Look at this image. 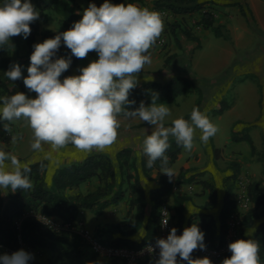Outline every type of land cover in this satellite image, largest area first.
Masks as SVG:
<instances>
[{"label":"clouds","instance_id":"1","mask_svg":"<svg viewBox=\"0 0 264 264\" xmlns=\"http://www.w3.org/2000/svg\"><path fill=\"white\" fill-rule=\"evenodd\" d=\"M39 11L31 0H2L0 3V47H13L11 38L21 36L27 39L31 34L30 25L39 19ZM164 31L161 14L147 7L133 3L113 4L109 0L98 7L89 3L83 10L82 18L64 32L53 38L33 45L27 76H22L21 65L13 63L4 76L10 81L23 79L29 92L36 94L30 98L23 92L0 96V121L10 134L11 143L21 139L12 134L11 123L24 121L32 132L31 148L43 151L49 145L58 151L68 145L85 153L104 151L116 143L121 127L120 117L126 120L139 118L153 126L154 130L143 140V154L146 166L151 169L160 162V173L171 182L174 170L169 167V139L174 138L178 146L191 151L196 130L200 140L207 143L218 128L205 112L193 108L190 120L183 117L172 120L165 126V118L170 109L158 103V95L153 94L151 103L141 101L133 107L130 100L132 90L138 84V75L145 65L151 64L150 49L154 47ZM70 50L71 56L56 57L61 43ZM95 52L98 59L79 69V75L61 79L71 66L74 56L87 58ZM28 164H22L16 155L0 150V190L27 191L33 187ZM167 225V219L162 221ZM205 234L196 224L186 227L181 235L172 228L167 238H159L148 251L159 249L155 264H212L207 256L193 259L196 250H205ZM230 257L221 264H260V245L253 239H238L229 243ZM179 258V259H178ZM31 253L23 249L11 254L0 255V264H29Z\"/></svg>","mask_w":264,"mask_h":264},{"label":"trees","instance_id":"2","mask_svg":"<svg viewBox=\"0 0 264 264\" xmlns=\"http://www.w3.org/2000/svg\"><path fill=\"white\" fill-rule=\"evenodd\" d=\"M98 7L101 3L96 0H89ZM118 4L122 0H112ZM218 0H153V9L168 10L173 21H168L166 29L179 39L195 40L199 46V38L192 32L191 28L185 26L179 18L185 16L194 17L198 15L196 24L203 29H210L215 36L223 37L231 41L229 29L222 23H215V12L210 3ZM220 1V0H219ZM224 1V0H221ZM228 1V0H226ZM239 8L243 15H247L245 6L240 0H229ZM40 9L39 17H44L45 9H52L60 13L65 21L67 29L73 25V20H80L82 16L74 13L70 0H33ZM250 17L255 20L251 8L248 9ZM31 34L25 39L28 47V59L33 52V45L36 44V37L41 35V42L47 38H53L56 33L47 28L40 30V20H36L30 25ZM15 43L19 36L13 37ZM62 52L71 56L69 49H62ZM0 67L5 68L9 64V47H0ZM73 61L77 58L71 57ZM167 60V59H166ZM167 63V61L165 62ZM246 77V76H245ZM0 91L6 95H11V90L0 78ZM187 92H195L197 98L193 108H198L202 102L204 91L194 80L185 75H174L166 81L148 80L137 84L132 90L129 99L135 100L133 107H139L141 101L145 105L151 103L153 94L158 95V103L172 102L177 96ZM229 107L225 99L220 101L219 107L213 108L212 113H222ZM192 108V109H193ZM191 109V111H192ZM191 111L182 116L186 120L190 117ZM3 121H0V125ZM233 141L246 140L251 151H255V145L248 131L232 132ZM170 148L166 155L169 157V167L176 161L183 147L178 146L174 138L169 139ZM214 158L219 157L220 148L212 144ZM115 160L101 151H92L78 160L61 164L49 172V163L46 159H39L28 163L31 172L28 174L33 187L30 190L3 191L0 190V248L18 249L21 246L27 252L35 250H45L51 252V256L45 260L31 259L29 264H97L99 255L92 249L85 240L80 230L76 228L62 229L54 231L45 228L35 215L39 212L46 216H55L73 227L83 209H89L95 214H101L103 210L111 205H115L128 196V211L126 216L116 222H109L96 226L94 237L105 244L125 245L129 247H141L157 236V223L160 214V207L166 201L165 196L171 191L175 184L190 181L191 178H184L185 168H181L180 174L175 181L160 173V162L157 161L149 169L147 157L143 154L141 147L140 156H134L132 148L126 146L120 148L115 154ZM231 173L223 178L224 196L223 204L220 208L218 219L206 213H199L197 217L200 221L199 229L205 234L204 242L210 246L222 244L226 234L227 219L235 207L233 198V186L240 176L241 164L233 159L229 162ZM156 169L154 179L159 183L157 188L149 191L151 199V210L145 218L146 195L140 180V174L150 178V171ZM87 184L91 186L85 191L81 186ZM204 189H208L210 198L208 206L216 203L217 192L211 180H203ZM248 194L252 201V206L244 214L241 225V238L253 239L259 242L260 264H264V188L261 179L251 180L248 183ZM184 196H177L173 205V220L177 232L182 233L186 227H190L189 217L183 225V201ZM32 210L34 213L29 214ZM175 217V218H174ZM144 227V234L139 240L130 238V235ZM254 226L251 237L246 236V230ZM231 252L227 251L224 258L230 257ZM193 259L198 255L193 252ZM223 258V259H224ZM179 259V258H178ZM222 259V260H223ZM222 260L218 263L221 264ZM103 264H124L118 260H110ZM140 264H149L142 261ZM181 264H187L182 261Z\"/></svg>","mask_w":264,"mask_h":264},{"label":"crops","instance_id":"3","mask_svg":"<svg viewBox=\"0 0 264 264\" xmlns=\"http://www.w3.org/2000/svg\"><path fill=\"white\" fill-rule=\"evenodd\" d=\"M71 7L79 16H82L83 10L88 7L89 0H70ZM99 3H103L104 0H96ZM221 1V0H220ZM110 3L118 4L115 1L109 0ZM153 0H122L120 3H133L140 7H147L149 10H154L152 8ZM2 3V0H0ZM31 3L35 6V8L39 11L40 9L35 5L33 0ZM119 3V4H120ZM219 0L215 3H210L211 6H236V5H229L221 4ZM247 5L254 13L257 25L259 28L264 30V18H259V16L254 12V7L258 4H263L264 0H246ZM51 12H48V11ZM155 11V10H154ZM232 12L235 15L231 17L221 18L218 23L224 24L230 31L231 34V41L224 39L223 37L216 36L221 38V43L218 46V50L220 53H223V59L221 62L217 64V67L212 68L210 71H204L203 69L199 68L197 60L198 55L205 49V38L210 36V33H203V32H195L194 34L199 38V47H196L197 42L195 40L190 39H180V44L174 42L169 47L165 49L157 48V46L150 49L151 52V59L152 63L145 65L142 72L138 75V84L143 83L148 80H158V81H166L171 76L174 75H185L177 73L174 70V66L169 64L168 62L165 63L167 60V56L172 53H187L191 52L192 59H191V69L193 70L195 76H197L201 81L204 79H209V83H199L196 81L198 85H200L203 90L205 91V97L203 102L198 107L202 112H205L209 119L212 120L215 117H225L229 116L228 126L230 128V134L228 139L222 146L218 145L216 137L213 136L209 138L210 140V149L207 151V155H205L204 148L201 146L200 141V131L196 130V135L194 139V145L191 151H187L184 148L178 155L176 161L171 165V168L175 172V178L172 181H175L178 175L180 174L181 168H185L186 171L183 173L184 178H191L190 181L181 182L175 184L171 191L165 196L166 203L169 205L171 212L174 215L173 205L175 203V198L177 196H184L185 199L183 201V225L187 222L189 217H193L190 221V226L196 224L198 227L200 226V221L197 215L199 213H206L212 215L216 220L218 219V214L220 208L223 204V196H224V185H223V178L231 173V168L226 166H220L224 163V161L219 162L217 159L216 161L212 160L211 164L206 163L207 157L211 159L213 157L212 151V144L220 149H223L221 152L222 156L227 160L228 158L233 160L236 159L241 164L240 169V176L248 173L255 177V179L263 178V162L258 160L251 151V147L246 140L240 141H233L231 139V133L234 132H241V131H248L249 135L251 136L255 147L260 148L262 143L264 142V118H262V105L264 102V88L260 85V82L253 80L244 81L238 83L236 85H232L231 79L234 76V73L230 75L229 78L226 77H219L223 75L224 71L233 66L235 64V58H237V50L239 49L238 46V39H237V24L241 22L240 16H237V11L235 7H232ZM236 11V12H235ZM43 17H39L40 20V30L47 28L54 33L64 32L67 29L65 25L66 19L64 17L52 10V9H45L43 11ZM57 18H56V17ZM235 18V20H234ZM79 21L78 19H74L73 22ZM233 21V22H232ZM241 24V23H239ZM213 33V32H212ZM214 35V34H213ZM36 42H41V35L36 37ZM11 45L13 47H9V64L5 68L0 67V78H2L9 89L11 90V95H14L16 92H23L30 98H35L36 94L34 92H29L28 89L23 84V79L16 81H10L5 76L4 73L9 70L10 65L13 63H18L21 65L22 76H27V68L30 64V60L28 59V47L26 41L23 37L19 36L18 41L15 43L14 38H11ZM62 49H66V46L61 43ZM2 54H0L1 56ZM184 55V54H182ZM58 57H69L65 55L61 49L58 50L56 59ZM181 57V56H179ZM72 59V58H71ZM98 59V55L95 52H90L85 59H76L75 61L72 60L70 68L62 74L61 79L67 76L72 75H79V69L81 67L87 66L91 61ZM148 72H156L159 73L155 77H145ZM235 72V71H233ZM155 75V74H154ZM186 76V75H185ZM230 79V80H229ZM212 80V81H211ZM232 89V93L236 95V99L228 101L225 99V90ZM215 97V98H214ZM178 96L172 102H165L164 104H172L171 106L178 107ZM211 99V103L209 104L208 101ZM222 99H225L229 104V107L225 109L222 113L214 114L211 110L210 105H218ZM196 99L194 100V102ZM194 102H192L194 106ZM247 103V105H246ZM250 104V106H248ZM192 106V107H193ZM214 108V107H213ZM244 108V109H241ZM173 112V109H172ZM187 114V113H186ZM185 113H177L175 115H170L165 118V126H171L172 120L176 118H180ZM121 127L118 130L119 135L116 143H114L110 148L104 150V152L108 153L114 161L116 152L122 147H130L133 150V155L139 157L141 153V147L143 146V140L147 135L151 134V131L154 130L153 126L147 124L146 122H142L139 118L126 120L122 116L119 118ZM190 120V117L187 119ZM3 123L0 125V150H4L6 152H11L13 155H16L17 158L21 161L22 164L31 163L36 161L39 158H46L47 159V152L45 151H34L31 148L30 144H27L25 141V122L24 121H14L11 123L12 134H19L21 139L17 140L16 144L11 143V136L7 133L4 128ZM140 140L138 144L132 142V138ZM45 149V145L42 146ZM34 156H36L34 158ZM60 156V155H59ZM213 159V158H212ZM61 160V159H60ZM208 160V159H207ZM215 160V159H214ZM230 160V161H231ZM64 161L61 160L56 167ZM221 163V164H220ZM54 167V169L56 168ZM156 169H152L150 171V178L145 177L143 174H140V180L144 187L145 195H146V207H145V218H147L150 214L151 210V199L149 191L152 188H157L159 183L156 182L154 177L156 176ZM248 179V178H247ZM257 179V180H259ZM203 180H211L216 188L217 192V199L216 203L213 206H208V201L210 198V194L208 189H204L202 185ZM254 180L253 178H249V181ZM86 185V184H83ZM81 186V188L83 187ZM93 186H91L92 188ZM83 190V189H82ZM85 191V190H83ZM128 196H126L123 200L115 205H111L103 210L101 214H95L89 209L81 210L77 221H81V225H84L90 230H94L96 226L103 225L109 222H116L123 219L128 211ZM175 218V217H174ZM175 221V219H174ZM144 234V227L142 226L138 231L130 235V238L139 240ZM198 258H201L198 256ZM106 257H98L97 264H103L109 262Z\"/></svg>","mask_w":264,"mask_h":264},{"label":"rangeland","instance_id":"4","mask_svg":"<svg viewBox=\"0 0 264 264\" xmlns=\"http://www.w3.org/2000/svg\"><path fill=\"white\" fill-rule=\"evenodd\" d=\"M219 2L221 4L224 2V4L233 5L231 3V1H229V0L228 1L224 0V1H219ZM240 2L245 4L246 0H240ZM220 3H217V4H220ZM232 7H235V10L237 11V13H236L237 16L238 17L240 16V18H241V22H239L241 24H239V23L234 24L237 26V39L239 41L238 42L239 49L237 50V58H235V64H233V66H230L229 68H227L224 71L223 75H221L219 77L221 78L224 76L226 78H229L230 75H232V73H234V76L232 77V79L231 80L229 79L231 81L232 85H236L238 83L244 82L245 80L248 81L250 79L251 80L254 79L256 81V83L260 82L261 83L260 85H262V87L264 88V30L259 28V26L257 25L256 19L253 20L250 17V15L248 13L249 6L244 7L247 15L241 14V12L239 11V8L237 6H213V10L215 12V23H218L221 18H224V16L231 17V16L235 15V13L231 11ZM48 12H51V11L49 10ZM254 12L259 16V18H261V19L264 18V3L258 4L257 6H255ZM197 18H198V15L195 14L194 17L185 16L183 18H179V20L182 21L185 26L191 28L193 33H195V32H203V33L209 32L210 33V36L205 38V49L202 50V52L198 55V60H197L199 68L203 69L204 71H210L212 68L217 67V64L219 62H221V60L223 59L222 58L223 53H220V51L218 50V46L221 43L222 39L213 35V33L210 29H203L201 26L196 24L195 21L197 20ZM234 20H235V18H234ZM168 21H173V18L167 19L165 21V26H167ZM166 31H167V36H168V43L165 44L164 46H162L163 49H165L166 47H169L174 42L180 44V39H183V40L185 39L184 37L182 38L181 36L179 39H176L171 34L170 30L166 29ZM196 47H199V46L196 45ZM157 48H161V47H157ZM182 54H184V55H182ZM191 54H192L191 52L172 53V54H169L166 58H167V62L169 64H172L175 67L174 70L177 71V73L185 74L187 77L194 80L195 83H196V81L199 83H203L204 85H205V83H209L210 82L209 79H204L201 81L197 76H195L193 70L191 69V59H192ZM179 56H181V57H179ZM233 71H235V72H233ZM146 74H147L145 76L146 78L147 77L152 78V77H155L156 75H158L159 73L148 72ZM225 93H226L225 99H227L228 101H231V99L232 100L236 99V95L232 93V89L225 90ZM0 96H5V93L0 91ZM204 97H205V91L203 94V99H204ZM196 98H197V94L195 92H187V93L180 94L178 96V99H177L178 100V107L177 108H175V106H171L172 104H166V105L169 107L170 113L172 115H175L177 113H181V114L185 113L186 114V113L190 112L191 109L193 108L192 102H194V100ZM203 99H202V102H203ZM208 103L209 104L211 103V99L208 101ZM219 104H220V102H218L217 106L210 105L211 110H209V112L212 111L213 107L214 108L219 107ZM246 105H247V103H246ZM248 106H250V104ZM172 109H173V112H172ZM241 109H244V108H241ZM262 118H264V102L262 105ZM228 120H229V116H225V117H218L217 116L212 120V123L218 128V131L214 136L216 137V140H217L219 146H222L225 143V141L228 139V136L230 134V128L228 126ZM24 132H25V141L27 142V144H30L32 142V132H31V129L29 127H27L26 124H25V128H24ZM131 139H132V142L136 143V144H138L140 141L137 139H133V137ZM201 146L204 148L203 150L205 152V155H207V151L210 149V140L206 144L202 142ZM255 148L256 149L254 152H252V154L258 160L263 162V170H262L263 171V173H262L263 178H261V185L264 188V142L262 143L260 148H257V147H255ZM222 150L223 149H220V153H219L218 158H214L213 153H212L213 159L212 158L209 159L207 157L208 160L206 159V163L211 164V162L213 160V161H215L216 164H218V162L216 161L218 159L219 162H221V160H222V162L224 161V163L220 166V168H222V166H224V164L226 166H228V163L230 162V160L232 158L231 159L228 158L227 160H225V158L221 154ZM43 151H45V153L47 152V159L44 157L39 158V159H46L48 161L50 173H52L54 171V167H56V165L61 160L64 161L62 163V164H64V163L70 162L72 160H78L87 154L85 152H81V151L77 150L72 145H68L65 148L60 149L58 151H52L50 146L45 144V149ZM35 157L36 156H34V158ZM39 159H37V160H39ZM60 165H61V163L58 166H60ZM240 178L246 180L249 183L250 182L249 178H253L254 180H257L260 177L255 179V177L253 175L250 174V176H249V174L246 173L243 176L239 177L238 180ZM238 180L234 183V186H233V194H232L233 197L235 196V193L237 191ZM91 185L92 184L83 185L82 189L86 190L88 187H91ZM3 191H5V190H3ZM81 221L82 220H79V222H81ZM79 228L88 229L84 225H79ZM253 229H254V226L248 228L246 230V233H245L246 236L251 237ZM88 230H90V229H88ZM90 231L92 233H94V230H90ZM23 250L26 251L25 248ZM28 253H31L33 258L36 260H45L46 258L50 257L52 254L51 252L45 251V250H35L33 252H28ZM100 257H103V256H100ZM108 260H110V259H108Z\"/></svg>","mask_w":264,"mask_h":264},{"label":"built area","instance_id":"5","mask_svg":"<svg viewBox=\"0 0 264 264\" xmlns=\"http://www.w3.org/2000/svg\"><path fill=\"white\" fill-rule=\"evenodd\" d=\"M154 10L161 14L164 21V31L154 46L162 47L168 43L165 21L169 18H172V15L168 10L165 9ZM233 198L235 201V207L229 214V217L227 219L226 234L222 244L213 247L204 242L206 245L205 250L194 251L201 258L205 256L210 258L212 264H218L224 258L226 252L229 251V243L234 242L238 239H242L240 229L243 221V216L252 205V201L250 200L248 194V182L246 180L242 178L238 180L237 191ZM28 213L32 214L34 212L30 210L28 211ZM35 215L41 221L42 225L47 229L60 231L62 229L76 228L80 230L85 240L91 245L92 249L99 256L106 257L110 260H118L119 262H122L124 264H140L142 261H148L149 264H155V261L159 258V249L156 248L154 252L150 253L148 251V246H154L156 240L159 238L166 239L170 230L173 227L175 228L173 213L171 212V209L166 202H164L160 207L156 238L153 241L137 248L125 245H110L102 243L94 237V234L90 230L79 228V225H81V222L79 221H76L75 226L73 227L70 223H66L55 216H46L39 212H35ZM164 219H167V225H164L162 223ZM181 234L182 233L177 232V235ZM21 249H24V247L21 246L18 249L0 248V255L5 253L11 254Z\"/></svg>","mask_w":264,"mask_h":264}]
</instances>
